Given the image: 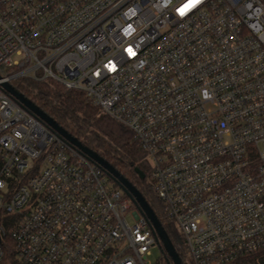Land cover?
<instances>
[{
	"label": "built area",
	"instance_id": "2783aa9c",
	"mask_svg": "<svg viewBox=\"0 0 264 264\" xmlns=\"http://www.w3.org/2000/svg\"><path fill=\"white\" fill-rule=\"evenodd\" d=\"M189 4L0 0V262L6 237L21 264H152L158 245L124 190L5 90L19 78L133 132L188 264L264 249V0Z\"/></svg>",
	"mask_w": 264,
	"mask_h": 264
},
{
	"label": "trees",
	"instance_id": "16d2710c",
	"mask_svg": "<svg viewBox=\"0 0 264 264\" xmlns=\"http://www.w3.org/2000/svg\"><path fill=\"white\" fill-rule=\"evenodd\" d=\"M12 85L83 145L107 160L143 194L168 232L183 263L188 264L185 252L177 246L172 226L158 198L147 154L133 132L94 107L84 93L67 90L52 80L19 78ZM109 179L116 187H120ZM3 245L5 256L0 264H21L9 237L4 239ZM161 250L168 263L172 264L163 248ZM229 264H264V249L241 256Z\"/></svg>",
	"mask_w": 264,
	"mask_h": 264
},
{
	"label": "water",
	"instance_id": "95a60500",
	"mask_svg": "<svg viewBox=\"0 0 264 264\" xmlns=\"http://www.w3.org/2000/svg\"><path fill=\"white\" fill-rule=\"evenodd\" d=\"M4 88L10 94V96L14 100H16L22 107L26 108L37 118L42 120L49 128L57 132V134L63 140L71 144L73 147L77 148L83 155L95 162L104 170L108 177L118 183L121 189L124 190V192L131 198V200L139 207L141 213L146 216L151 223L156 235L158 236V245L166 252L171 263L184 264L181 256L175 248L173 241L171 240L162 222L159 220L157 214L149 205L143 194L127 178H125L114 166H112L97 152L83 145L78 138L74 137L66 129L61 127L52 117L45 113L30 99L25 97L12 84L7 83L4 85ZM139 173L142 177L144 176L141 172Z\"/></svg>",
	"mask_w": 264,
	"mask_h": 264
},
{
	"label": "rangeland",
	"instance_id": "374dc122",
	"mask_svg": "<svg viewBox=\"0 0 264 264\" xmlns=\"http://www.w3.org/2000/svg\"><path fill=\"white\" fill-rule=\"evenodd\" d=\"M130 221H133L132 218L129 219ZM177 241L180 242V236L177 235ZM163 253L161 248L156 245L151 249V256L148 258L149 261H151L152 264H157L159 260L161 259Z\"/></svg>",
	"mask_w": 264,
	"mask_h": 264
},
{
	"label": "snow or ice",
	"instance_id": "6c2138e0",
	"mask_svg": "<svg viewBox=\"0 0 264 264\" xmlns=\"http://www.w3.org/2000/svg\"><path fill=\"white\" fill-rule=\"evenodd\" d=\"M200 0H190V4L186 5L185 8H188L189 6H195V4H198ZM184 10H181V14H183Z\"/></svg>",
	"mask_w": 264,
	"mask_h": 264
}]
</instances>
